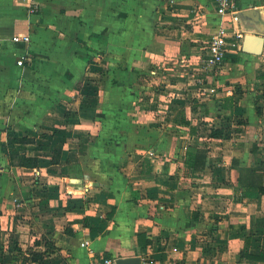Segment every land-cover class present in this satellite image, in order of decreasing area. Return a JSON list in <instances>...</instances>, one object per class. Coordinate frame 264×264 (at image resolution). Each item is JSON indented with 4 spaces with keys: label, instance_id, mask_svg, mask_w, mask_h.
Returning a JSON list of instances; mask_svg holds the SVG:
<instances>
[{
    "label": "crops",
    "instance_id": "1",
    "mask_svg": "<svg viewBox=\"0 0 264 264\" xmlns=\"http://www.w3.org/2000/svg\"><path fill=\"white\" fill-rule=\"evenodd\" d=\"M33 1L36 13L29 12ZM214 8L213 0H0V264H87L85 241L97 256L140 257L143 264H264L240 258L247 244L250 253L264 251V194L247 196L264 187V87L243 84L240 94L229 86L224 100L205 89L201 104L209 114L214 98L229 103L230 115L242 108L243 131L211 138L224 146L206 148L201 172L182 164L187 139L178 146L180 136L172 142L163 132L153 139L152 129L138 131L157 122L187 124V111L185 121L171 122L167 112L154 119L150 112L173 104L168 88H181L183 64L187 81L201 74L205 44L221 23ZM236 11L243 39L264 37V0H237ZM25 35L30 43L12 41ZM89 45L100 49L97 59L82 52ZM243 59L264 81V51L243 52ZM150 61L166 79L156 94L170 102L135 112L142 92L100 83L95 102L80 109L77 87L87 75L103 79L106 68L111 79L149 76L141 68ZM171 62L182 65L172 70ZM83 128L90 131L75 134ZM25 136L36 144L11 142ZM18 155L36 158L37 167L13 164ZM172 199L171 213L153 215L154 203L162 208ZM141 234L151 241L146 248Z\"/></svg>",
    "mask_w": 264,
    "mask_h": 264
},
{
    "label": "rangeland",
    "instance_id": "2",
    "mask_svg": "<svg viewBox=\"0 0 264 264\" xmlns=\"http://www.w3.org/2000/svg\"><path fill=\"white\" fill-rule=\"evenodd\" d=\"M92 0H89V3H91ZM38 5L37 2L31 3L29 5V12L30 13H36L38 10ZM215 6V5H214ZM215 13L218 15L216 9L214 8ZM220 18V17H219ZM219 18H215L214 20H220L222 21V19ZM213 37V36H212ZM212 39V38H211ZM227 40L229 42H232L233 44H230L227 48V51L225 53L226 58L224 59L223 64L220 67H217L216 69H214V71H207L202 64H200L197 68L196 73H198V71L201 73L197 76H194L193 78H191L189 81H187L188 79L184 78L186 71L189 70V68L186 66V64L182 63H175V62H171L170 68L172 70L174 69H180L176 67V64H181V69L178 71L179 73H181L180 77L177 78V81L180 82L181 84V88H178V92L177 94L175 93L176 88L173 87V83L170 84L168 91H172V93L170 95L171 96V100L173 104L171 105H181V108H175L172 107L171 105H168V108L166 107L165 109H157L155 111H151L152 108L151 105H154L153 103L162 101V103H164L167 99L168 102H170V98L168 96V98H163L161 100V98L156 94V91H158L159 89H163L166 84L165 82V78L161 77L159 75L160 73V69L161 66L160 64L156 63V62H149V65L146 69L141 68V71H147V70H151L152 73L146 75H142L141 77H137V78H133V77H127L125 73H121L120 78H114L111 79V75H109V77H107V73L106 68H103L104 70H102V72L104 73L105 78L103 79H98L96 78L97 76H86L87 79L85 78L83 86L82 83H80V85L77 87V98H79L82 101V104L80 105V109H83V107H88V105L91 102H95L96 98H97V92L99 91L98 86H100L99 84L102 83L103 85H111V83L114 82L118 83L119 85L122 84L123 87H128L129 85H133L135 87V89H137V91L142 92L140 93V96L137 97V99L135 100L136 103L139 104H144L143 106H137L138 110L135 112H146V111H151L150 112V117H152V119L154 118H160L161 116L165 115V112L168 113L167 117L172 118V120L168 121L171 122L175 119V117L177 116L178 119L181 117H184V121L186 119V117L188 116L189 118H187V124L183 125L182 127H176L175 125H171L169 124L168 126H166L167 124H160V122H157L156 125H152V126H147L145 125V127L143 126H139L138 131L144 133L146 131L147 128H150L154 131L153 136L151 135V138L155 139L156 136L155 132L161 133L163 132L169 139H171L172 142H175V137L176 135L179 137L180 136V141L178 140V146L179 143L181 142L182 139H187L184 140L185 142H183V152L184 155L186 154V152L189 149H197V148H207L209 146H213L214 148L219 147V146H224V142H221L220 140L218 141H213L210 136L211 132L215 129H223L224 130V137L221 138L222 140L225 139V137H231L232 134H236L235 132H241L243 131V127H241V124L243 123V110L241 108V112L237 111L235 112L236 115H230L229 114V103H227L226 105H224L223 103L219 102V98H214L215 102V106H216V110L215 112H211L209 114V112H207L206 109H204L202 107L203 104H201V101L204 100L205 98L202 96L205 94V89H208V93L215 95L216 93H218L219 91L222 92V99L224 100L225 97V93L227 91L226 88H228L229 86L231 87V89L233 91H237V93L240 92V94H243V84H245L246 89L250 86L253 89H255V86L260 85L262 87H264V81L258 82L260 79L259 77H257L255 75V70H257V66L251 64H248L245 66V59H243V51H242V41L243 38H237L233 35H230L229 37H227ZM210 41V40H209ZM208 46V42H206L205 44V50L203 52V56H206V48ZM80 49V48H79ZM78 49V50H79ZM96 49V50H95ZM93 46H82V52L85 53H89V55L93 56V58L97 59L98 56L101 55V53H99L97 51V47ZM100 50V49H98ZM138 63V62H137ZM127 64V63H126ZM139 64V63H138ZM142 67L143 64L145 63H141ZM128 65V64H127ZM246 69L251 71V76L250 77H245L243 76V70ZM89 71V69H88ZM264 75V72L263 74ZM93 77V78H91ZM96 78V79H95ZM118 79V80H117ZM163 79V80H162ZM171 79H173L172 77H170V80L167 81H172ZM175 79V78H174ZM208 81H211V85L212 86H207V88H204L203 85L205 83H207ZM259 83V84H258ZM121 85V86H122ZM86 87V88H85ZM191 89V91H190ZM226 89V90H224ZM176 95V97H175ZM149 97H151L149 104L144 103L143 98L148 99ZM122 101L126 102L125 96H122ZM189 108V109H187ZM143 109V110H142ZM177 110V111H176ZM186 111L187 116H186ZM162 112V113H161ZM176 112V113H175ZM127 113V112H126ZM133 113V112H132ZM145 114V113H144ZM159 116V117H158ZM190 118H193V122L190 120ZM206 119H209V122H205ZM166 121V120H164ZM128 130V126H125V132H127ZM90 131L89 129L83 128V129H79L77 131H75V134L78 135H84L87 134ZM147 131H149V129H147ZM177 133V134H176ZM149 137V135H148ZM182 137H186V138H182ZM194 137V138H193ZM223 143V144H222ZM27 147L31 148L33 147V145H28ZM153 147H150V149L147 150H151ZM240 148L243 150V146L242 144L240 145ZM143 150V149H140ZM144 150H146L144 148ZM147 153V152H145ZM149 155H152V152L150 151L148 153ZM136 159L134 158V161ZM216 163L219 162L220 163V158H216L215 159ZM215 163V164H216ZM182 164L183 166L186 168V171L189 172V169L186 166V156H183L182 158ZM214 165V164H213ZM185 171V173H186ZM187 174V173H186ZM199 183V188H205L206 184H209V182H205L203 179H201V181L197 182ZM192 185L191 183H189V185H187L188 187ZM185 187L184 190H186L188 187ZM212 190H214L212 188ZM207 193V192H205ZM209 193L211 194L212 192L209 190ZM189 195V194H188ZM140 201L143 199V197H139ZM171 199V198H170ZM172 200H168L166 205L162 206V208H160L159 205L155 204L152 205V213L154 216H159L161 217L162 215H165L166 212L171 213L172 211ZM168 204V206H167ZM147 213L149 214V212L147 211ZM157 226L160 225L158 222L154 223ZM161 226V225H160ZM211 227H215V226H211ZM206 229H209V226L206 227ZM158 232L160 233V231H164L162 226L160 228H157ZM171 230V229H169ZM205 243V242H204Z\"/></svg>",
    "mask_w": 264,
    "mask_h": 264
},
{
    "label": "built area",
    "instance_id": "3",
    "mask_svg": "<svg viewBox=\"0 0 264 264\" xmlns=\"http://www.w3.org/2000/svg\"><path fill=\"white\" fill-rule=\"evenodd\" d=\"M215 9L220 16V28L213 35L212 39L208 42V46L206 48V56L202 57L201 64L207 71H214L217 67H220L224 59L226 58V51L232 42L227 40V37L233 35L237 38L242 39L243 35L241 31L237 29V24L239 22L238 12L236 11V3L237 0H213ZM230 24V26H225V24ZM14 43H30L31 38L29 35L25 36H14L12 38ZM2 48V42L0 39V50ZM82 247L86 248L91 255V260L87 264H118L117 257L103 255L97 256L94 254L92 248H90V242L85 241L82 243ZM176 251V250H175Z\"/></svg>",
    "mask_w": 264,
    "mask_h": 264
},
{
    "label": "trees",
    "instance_id": "4",
    "mask_svg": "<svg viewBox=\"0 0 264 264\" xmlns=\"http://www.w3.org/2000/svg\"><path fill=\"white\" fill-rule=\"evenodd\" d=\"M210 136L212 138L221 139L224 137V130L215 129L211 132ZM11 142H17L21 145H35L36 144L35 139L30 138L28 136L18 139L17 141H11ZM185 156H186V166L189 169L190 173L201 172L206 169L208 149L206 148L189 149L186 152ZM11 160L13 164H15L17 160V163H19L20 165L30 167V168L37 167V163H38L36 158H29V157L27 158L24 155L12 156ZM260 194H264V187H261L258 190V192L249 194L247 196L258 198ZM138 240H139L140 246L143 248H146V246L151 244V241L146 239V236L143 234L139 235ZM0 241H1V234H0ZM240 258L264 263V251H261L257 254L250 253L248 244H247V248H245V250L240 253Z\"/></svg>",
    "mask_w": 264,
    "mask_h": 264
},
{
    "label": "water",
    "instance_id": "5",
    "mask_svg": "<svg viewBox=\"0 0 264 264\" xmlns=\"http://www.w3.org/2000/svg\"><path fill=\"white\" fill-rule=\"evenodd\" d=\"M242 51L247 54L260 56L264 51V37L257 35H245L242 43ZM118 264H143L140 257L120 258Z\"/></svg>",
    "mask_w": 264,
    "mask_h": 264
}]
</instances>
